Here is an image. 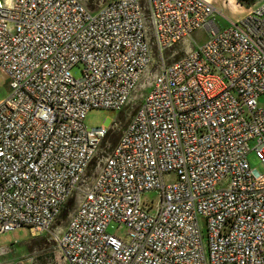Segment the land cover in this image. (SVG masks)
Here are the masks:
<instances>
[{
  "label": "built area",
  "instance_id": "obj_1",
  "mask_svg": "<svg viewBox=\"0 0 264 264\" xmlns=\"http://www.w3.org/2000/svg\"><path fill=\"white\" fill-rule=\"evenodd\" d=\"M214 13L209 0H0V235H49L66 264H264V2L223 30ZM130 107L113 147L118 122L84 126ZM152 191L155 209L140 201Z\"/></svg>",
  "mask_w": 264,
  "mask_h": 264
},
{
  "label": "rangeland",
  "instance_id": "obj_2",
  "mask_svg": "<svg viewBox=\"0 0 264 264\" xmlns=\"http://www.w3.org/2000/svg\"><path fill=\"white\" fill-rule=\"evenodd\" d=\"M212 7L215 10L212 19L214 20L218 29H226L231 24H238L247 13L254 7L259 6L264 0H209ZM207 39V34L204 30L195 32L190 38L188 44H185L181 48H176L179 55L183 53V50L195 47L196 45L203 44ZM70 75L79 80L82 77V67L77 65L70 70ZM5 76L0 73V102L4 100L8 95V85ZM142 92H138L137 97ZM260 108H264V97H260L258 100ZM135 107L128 108L124 113L119 114L114 111L106 110H90L84 119V126L87 128H99L106 126L107 121L118 122L116 129V136L120 135L124 129L128 116L133 112ZM248 166L250 169H255L258 172H262L263 168L260 161L255 157L253 152L247 155ZM174 176H168L165 178V182H172ZM159 196L155 191L144 193L140 197L142 204H147L156 208L158 205ZM74 208V202L71 201L63 210L59 220L56 223L55 228L61 230ZM107 232L119 239H124L126 236V229L123 226L111 224ZM0 249L6 251L3 256V260L9 263L15 264H29L27 259L32 258L31 264H66L61 259L59 251L54 243L51 241L49 235H39L38 233L29 231L25 228H19L12 233H5L0 235Z\"/></svg>",
  "mask_w": 264,
  "mask_h": 264
},
{
  "label": "trees",
  "instance_id": "obj_3",
  "mask_svg": "<svg viewBox=\"0 0 264 264\" xmlns=\"http://www.w3.org/2000/svg\"><path fill=\"white\" fill-rule=\"evenodd\" d=\"M118 137H119V135L116 136V132L108 137L109 142L111 143L112 147L115 146V144L117 143Z\"/></svg>",
  "mask_w": 264,
  "mask_h": 264
},
{
  "label": "clouds",
  "instance_id": "obj_4",
  "mask_svg": "<svg viewBox=\"0 0 264 264\" xmlns=\"http://www.w3.org/2000/svg\"><path fill=\"white\" fill-rule=\"evenodd\" d=\"M9 7H11V0H9Z\"/></svg>",
  "mask_w": 264,
  "mask_h": 264
}]
</instances>
